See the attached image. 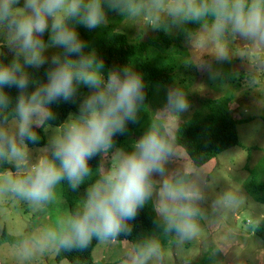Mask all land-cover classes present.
Here are the masks:
<instances>
[{
	"label": "clouds",
	"instance_id": "9594fccd",
	"mask_svg": "<svg viewBox=\"0 0 264 264\" xmlns=\"http://www.w3.org/2000/svg\"><path fill=\"white\" fill-rule=\"evenodd\" d=\"M106 9L121 16L142 9L155 13L161 28L172 29L201 24L211 16L215 32L264 45V0H0V166L15 169L0 170V196L43 210L56 202L63 183L76 192L96 177L81 207L65 208L55 225L26 232L13 242L25 261L47 251H84L93 239L111 242L131 236L132 222L155 193L161 201L155 228L178 245L196 235L205 215L203 177L189 178L169 168L179 156L171 126L152 124L131 150L116 146L115 138L137 122L146 92L141 73L128 66L108 69L105 76L103 58L86 51L77 26L95 30L106 25ZM51 48L62 51L49 57ZM214 60L230 62L224 48ZM46 64V80L29 71ZM197 68L210 79L221 76L210 60ZM82 86L90 91L79 100L78 113L52 129L34 156L29 144H38V130L47 132L57 119L52 105L76 104ZM6 88L17 90L15 98ZM190 107L183 89L170 87L159 115L166 121ZM110 152V166L94 171L89 161ZM237 199L235 193L222 194L225 204ZM158 254L157 241L137 243L125 250L124 264H149Z\"/></svg>",
	"mask_w": 264,
	"mask_h": 264
},
{
	"label": "rangeland",
	"instance_id": "374dc122",
	"mask_svg": "<svg viewBox=\"0 0 264 264\" xmlns=\"http://www.w3.org/2000/svg\"><path fill=\"white\" fill-rule=\"evenodd\" d=\"M159 27L156 14L142 9L122 24L123 31L133 43L155 36ZM179 30L168 28L167 33L175 37ZM220 48L227 51L230 62L216 63L214 58ZM177 50V59H167L156 50L151 51L150 56L159 68L176 67L177 87L183 89L191 107L185 113L162 120L159 111L165 104L167 89L157 88L156 96L150 104L153 118L161 119L164 124L171 126L175 134L177 127L189 119L202 106L203 101L232 95L234 101L230 108L238 121L241 144L224 151L205 166L198 167L176 143L173 135L179 156L169 164V168L181 171L189 178L192 174L203 177L207 197L204 205L206 211L199 220L200 227L196 235L183 244L178 245L173 237H166L157 230L152 241L158 242L159 254L153 256L149 264H264V242L257 234L264 221V204L257 202L246 190L251 171H255L259 181L264 182V45L245 41L236 35L217 33L212 25L201 28ZM57 51L60 50L51 48L46 55L50 57ZM171 51L176 52V49L172 47ZM8 57L11 58V55ZM207 60L212 61L214 67L220 71L219 78L210 79L207 72L197 68L199 63ZM106 74L105 70V76ZM84 88L86 87L82 86L80 89ZM89 91L88 89L79 96L77 111L70 114L78 113L79 100ZM214 120L220 122V116H215ZM55 127L57 126L52 125L47 132L44 131L46 140ZM138 138L139 136L130 138L122 149L131 150L132 143ZM46 143L29 148L35 156L38 149ZM111 155L110 152L104 156L99 167H109ZM155 179L159 180L160 177ZM64 185L63 183V188L58 189L56 202L43 210L8 196H0V238L6 231L13 236H22L26 232L55 225L65 208L69 209L64 196ZM86 190L80 192V207ZM225 192L235 193L238 197L236 203H223L222 194ZM151 203L156 210L160 207L159 193L154 194ZM94 245V264H124L125 250L133 244L117 240H95ZM0 264L68 262L58 261L57 253L53 251L38 253L25 261L12 245L6 244L0 247Z\"/></svg>",
	"mask_w": 264,
	"mask_h": 264
},
{
	"label": "trees",
	"instance_id": "16d2710c",
	"mask_svg": "<svg viewBox=\"0 0 264 264\" xmlns=\"http://www.w3.org/2000/svg\"><path fill=\"white\" fill-rule=\"evenodd\" d=\"M108 23L95 30H88L83 26H77V31L80 37L88 44L86 51L94 50L98 57L103 58L107 71L112 68L132 67L135 71L142 74L145 82L146 99L138 113L136 123H129L127 132L122 136L115 138L116 146L124 148L130 138L142 136L148 128L154 123L164 124L161 119L153 118L151 114L150 104L156 96V89H168L169 87H177L175 68H159L152 61L150 52L156 50L160 56H166L167 59L176 58L179 54V47L188 38L196 35L203 27L213 25V19L209 16L201 24H188L183 29H180L175 37L167 33L168 28L159 27L156 30V35L150 37L146 41L133 43L129 36L122 29V24L133 14L119 15L115 12L106 9ZM207 26H204V25ZM45 42H48V34L44 35ZM174 47L176 52L171 51ZM62 51V49L60 50ZM175 55V56H174ZM7 57L5 62L10 61ZM49 65H45L39 70L30 69L33 76L38 80H46V69ZM88 90V88L80 89V95ZM164 90V91H165ZM13 98L17 95L16 89H5ZM79 95V96H80ZM234 97L232 95L220 98L218 100H205L202 106L186 121H183L175 130L174 139L183 150L191 157L192 161L198 167H203L212 160L218 158L221 153L227 151L233 146L240 145L238 121L234 117L230 106L233 104ZM57 119L51 121V125L59 126L68 118L72 111H77L76 104L64 103L52 105ZM220 116V122H215L214 117ZM42 139L36 144L29 146H42L47 140L43 129L38 130ZM103 157L97 156L89 161L90 166L95 171L102 165ZM10 168L15 171L10 165L0 166V170ZM95 176L86 180L78 191L73 192L68 189L64 183V196L67 200L69 210H77L79 206L80 192L87 189L89 184L94 182ZM246 190L257 202L264 204V182L259 181L258 174L255 171L250 172L248 181L246 182ZM156 218V208L149 202L139 213V216L133 224V233L125 238L120 237L117 242H129L131 244L150 243L156 233V228L153 223ZM258 236L264 242V221L257 232ZM20 236H13L7 231L0 238V247L13 242ZM93 239L88 249L84 251H62L57 253V260L60 262L67 261L68 264H94Z\"/></svg>",
	"mask_w": 264,
	"mask_h": 264
}]
</instances>
